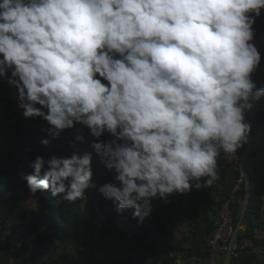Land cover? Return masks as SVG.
<instances>
[{
	"label": "clouds",
	"instance_id": "obj_1",
	"mask_svg": "<svg viewBox=\"0 0 264 264\" xmlns=\"http://www.w3.org/2000/svg\"><path fill=\"white\" fill-rule=\"evenodd\" d=\"M262 16L264 0H0V84L25 120L46 122L43 145L74 130L70 156L21 167L27 213L37 193L63 206L94 191L141 224L153 201L211 188L218 157L240 152L264 107ZM94 157L112 181L96 183Z\"/></svg>",
	"mask_w": 264,
	"mask_h": 264
},
{
	"label": "trees",
	"instance_id": "obj_2",
	"mask_svg": "<svg viewBox=\"0 0 264 264\" xmlns=\"http://www.w3.org/2000/svg\"><path fill=\"white\" fill-rule=\"evenodd\" d=\"M257 29L260 33L264 23L259 22ZM255 80L264 87V74ZM12 90L16 91L0 84V215L8 220V228L22 239V246L15 252L9 246L0 248V264H9L13 258H18L20 264H168L171 258L176 260L180 251L196 257L193 264H208L211 218L230 196L236 179V173L225 162V154L218 157L219 180L211 188L173 196L168 203L153 201L151 215L141 224L132 218V210L120 215L94 191L87 203L65 202L63 206L56 205L50 192L37 193L39 203L34 212L27 213L21 201L30 193L22 179L21 167L26 175L32 171L28 163L37 156L45 159L52 155L70 156L74 130H66L60 139L43 145L41 140L47 136L41 128L47 126L46 122L39 118L25 120ZM248 119L251 120V115ZM83 135L86 142L76 147L81 153L92 151L87 129ZM93 170L98 185L114 179L95 157ZM263 187L255 182L251 185L245 219L247 229L242 228L237 242L244 238L255 240L254 218L261 216ZM184 219L189 220L188 234L183 236V241L172 245L165 238L168 227ZM206 247L207 251L202 253Z\"/></svg>",
	"mask_w": 264,
	"mask_h": 264
},
{
	"label": "crops",
	"instance_id": "obj_3",
	"mask_svg": "<svg viewBox=\"0 0 264 264\" xmlns=\"http://www.w3.org/2000/svg\"><path fill=\"white\" fill-rule=\"evenodd\" d=\"M264 23V16H262L261 19L257 21L256 25V43L258 48L262 52H264V35L260 32H258V24ZM262 74H264V64L261 65V69L257 71V73L254 75V79L259 78ZM264 103V102H262ZM251 115V122H252V133H251V146H250V153L248 155V161H247V168L249 171V175L251 177L252 183L257 184H263L264 186V107H257V109L250 114ZM245 147V145H244ZM240 149V157L242 159L243 150ZM235 183V180H234ZM244 190L236 195V206L239 208V211L243 205V198H244V192H245V185L243 186ZM187 219H184L181 221L178 225H171L168 227L167 230V236L165 237L166 240L170 241L172 245H176L180 240L183 241V236L188 234L190 224L188 223L187 228H184L183 226L176 230L175 229L183 224ZM212 221V218H211ZM7 222V227H1L4 226V224ZM8 220L5 219L2 215H0V229L7 230L10 235L4 239L2 237V232H0V248H6L10 247L12 252H15V245L17 242H21L22 239L17 236L13 230H10L8 228ZM254 224H255V230H254V237L255 240H253L255 247H264V240H258L256 239V229L261 228L264 230V214L261 213V216L259 218H254ZM248 225V224H247ZM8 228V229H7ZM184 244V242H183ZM235 249V248H234ZM207 251L205 248L201 250V252ZM175 253V252H174ZM186 253V252H185ZM174 254H172L173 256ZM225 255H222L220 258L218 264H224L225 262ZM176 257L180 258V261L182 264H193L192 257H189L188 255L177 252ZM170 259V258H169ZM172 259V258H171ZM9 264H20V260L18 258L11 259ZM230 264H264V258L258 257L253 250L250 249H244L239 252L237 256L232 255Z\"/></svg>",
	"mask_w": 264,
	"mask_h": 264
},
{
	"label": "built area",
	"instance_id": "obj_4",
	"mask_svg": "<svg viewBox=\"0 0 264 264\" xmlns=\"http://www.w3.org/2000/svg\"><path fill=\"white\" fill-rule=\"evenodd\" d=\"M261 33L264 35V29ZM239 154L240 152L238 151L231 158L225 154V162L229 165L231 170L236 173V179L230 196L223 203L218 213L212 217V231L207 242L208 264H218L222 255L227 252L230 239L236 230V223L239 217L236 206V195L244 190L243 186L245 184L243 163ZM260 201V212L264 214V187L260 191ZM1 227L6 228L7 222ZM234 248L232 254L234 256H237L241 250L250 249L253 250L258 257H261V255L257 254L255 249H264V247H255L253 240L250 238H244L241 241L236 242ZM168 264H178V261L177 259H171L168 260ZM179 264H182L181 261H179Z\"/></svg>",
	"mask_w": 264,
	"mask_h": 264
},
{
	"label": "water",
	"instance_id": "obj_5",
	"mask_svg": "<svg viewBox=\"0 0 264 264\" xmlns=\"http://www.w3.org/2000/svg\"><path fill=\"white\" fill-rule=\"evenodd\" d=\"M250 146H251V136H250L249 142L245 144L243 154H242L243 173L245 177V192H244V198H243V205L239 211V217L236 223L235 233L233 234L229 242L228 250L225 255L224 264H230L233 250L238 240L239 234L242 230V226L245 225V219H246L247 208H248L250 194H251V185H252V180L249 175L248 168H247V161H248V155L250 153Z\"/></svg>",
	"mask_w": 264,
	"mask_h": 264
},
{
	"label": "rangeland",
	"instance_id": "obj_6",
	"mask_svg": "<svg viewBox=\"0 0 264 264\" xmlns=\"http://www.w3.org/2000/svg\"><path fill=\"white\" fill-rule=\"evenodd\" d=\"M13 91L16 93L15 90H12V92H13ZM14 92L12 93V96H14ZM3 104H6V101H3ZM13 111H14V109L11 110V112H13Z\"/></svg>",
	"mask_w": 264,
	"mask_h": 264
}]
</instances>
